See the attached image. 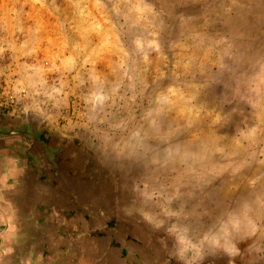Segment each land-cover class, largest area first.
Here are the masks:
<instances>
[{"label":"rangeland","instance_id":"374dc122","mask_svg":"<svg viewBox=\"0 0 264 264\" xmlns=\"http://www.w3.org/2000/svg\"><path fill=\"white\" fill-rule=\"evenodd\" d=\"M0 122L151 250L264 264V0H0Z\"/></svg>","mask_w":264,"mask_h":264},{"label":"crops","instance_id":"0c3cea01","mask_svg":"<svg viewBox=\"0 0 264 264\" xmlns=\"http://www.w3.org/2000/svg\"><path fill=\"white\" fill-rule=\"evenodd\" d=\"M33 131L0 122V264H207L163 235L151 250L129 225L99 214L77 179L34 153Z\"/></svg>","mask_w":264,"mask_h":264}]
</instances>
